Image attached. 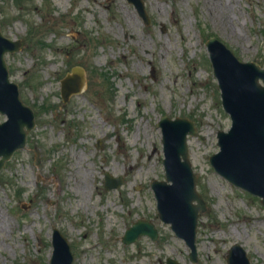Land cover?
<instances>
[{"label":"rangeland","instance_id":"374dc122","mask_svg":"<svg viewBox=\"0 0 264 264\" xmlns=\"http://www.w3.org/2000/svg\"><path fill=\"white\" fill-rule=\"evenodd\" d=\"M145 25L127 0H0L4 35L22 41L7 55L12 82L33 107L28 146L0 176V264H49L54 226L70 239L75 264H227L239 244L264 264V207L217 175L209 158L231 118L222 107L206 43L217 37L242 62L264 67V0H145ZM88 85L68 103L62 79L74 66ZM163 116L195 122L190 137L200 217L198 262L158 219L154 180L164 181ZM40 154L35 165L34 150ZM124 177L106 191L105 174ZM139 219L160 236L124 245Z\"/></svg>","mask_w":264,"mask_h":264},{"label":"water","instance_id":"95a60500","mask_svg":"<svg viewBox=\"0 0 264 264\" xmlns=\"http://www.w3.org/2000/svg\"><path fill=\"white\" fill-rule=\"evenodd\" d=\"M137 6L145 18L146 12L141 0H130ZM215 66V74L222 89L223 105L230 114L233 125L228 134L219 133L218 155L210 161L217 172L239 187L260 196L264 206V71L255 63L242 64L234 54L220 41L213 39L207 44ZM18 50L16 44L5 39L0 30V115L7 114L8 122L0 124V171L17 149L24 148L27 131L34 125L32 111L24 106L19 98L18 87L10 83L4 55ZM63 97L68 101L72 94L81 93L86 84L83 69H74L73 75L64 80ZM160 128L164 135L163 144L166 159L167 181L152 183L158 201L159 218L171 224L172 230L191 247V259L197 261L196 229L200 212H205L206 205L197 194V176L193 174L188 154V135L195 136L194 123L187 119L170 120L161 118ZM28 127V130L26 128ZM106 189H117L123 178L111 179L107 175ZM171 182L172 185H169ZM197 201L198 205L193 202ZM123 238L126 244H132L140 237L149 236L158 240L159 233L153 223L145 220L136 223ZM55 255L51 264H73L71 248L67 238L58 230L54 233ZM241 253L240 264H251L246 252L236 245L231 251ZM168 264H173L171 261ZM229 264H237L230 258Z\"/></svg>","mask_w":264,"mask_h":264}]
</instances>
